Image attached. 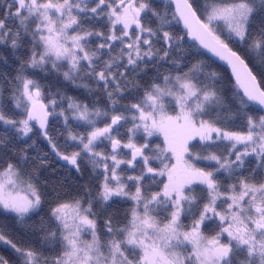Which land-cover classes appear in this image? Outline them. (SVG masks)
I'll use <instances>...</instances> for the list:
<instances>
[{"label":"snow or ice","instance_id":"obj_1","mask_svg":"<svg viewBox=\"0 0 264 264\" xmlns=\"http://www.w3.org/2000/svg\"><path fill=\"white\" fill-rule=\"evenodd\" d=\"M0 264H264V0H0Z\"/></svg>","mask_w":264,"mask_h":264}]
</instances>
